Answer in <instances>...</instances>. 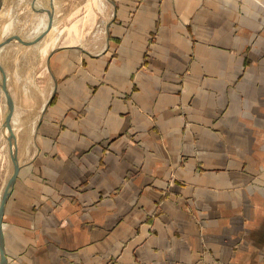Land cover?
Here are the masks:
<instances>
[{
	"label": "crops",
	"instance_id": "crops-1",
	"mask_svg": "<svg viewBox=\"0 0 264 264\" xmlns=\"http://www.w3.org/2000/svg\"><path fill=\"white\" fill-rule=\"evenodd\" d=\"M45 1L0 12L54 14ZM112 6L32 71L27 45L0 49L7 264H264V0Z\"/></svg>",
	"mask_w": 264,
	"mask_h": 264
},
{
	"label": "rangeland",
	"instance_id": "rangeland-1",
	"mask_svg": "<svg viewBox=\"0 0 264 264\" xmlns=\"http://www.w3.org/2000/svg\"><path fill=\"white\" fill-rule=\"evenodd\" d=\"M44 4L45 6H49L50 1L47 0ZM53 4L55 6V12L53 14V26L50 31L36 43L31 45L25 44L27 45V57L25 61L27 72L33 70L36 63L35 57H38V63H41V55L39 54L41 47L44 48L49 46L50 48L60 44H80L82 39H92L95 32H100V34H102L105 27L104 21L107 19L109 12L113 11L112 0H53ZM48 22V12H0V43L12 35H20L27 41L35 40L46 29ZM14 41L20 42L18 40ZM11 53L12 51L10 50L9 54ZM9 58L10 55L7 59ZM3 68L6 72V68L4 66ZM2 79L3 74L0 70V101L4 104L2 113L5 114L6 117L7 99L1 87ZM10 84L11 86L13 85L14 88H17L16 81H11ZM3 130L5 135L9 136V131L5 125ZM1 160L2 156L0 150V175ZM13 169L14 165L10 154V175L13 174ZM0 189L1 201L4 188Z\"/></svg>",
	"mask_w": 264,
	"mask_h": 264
},
{
	"label": "water",
	"instance_id": "water-1",
	"mask_svg": "<svg viewBox=\"0 0 264 264\" xmlns=\"http://www.w3.org/2000/svg\"><path fill=\"white\" fill-rule=\"evenodd\" d=\"M46 10L49 14V22L47 24L46 29L35 40L27 41V40L23 39L20 35H12V36L8 37L6 40H4L2 43H0V49L5 44H7L13 40H18V41L22 42L23 44H28V45L34 44L37 41H39L47 32L50 31L51 27L53 26V11L50 9H46ZM0 70L3 74L1 87L4 90L5 95H6V99H7V113H6L4 125L7 127L8 131H9L8 139L10 142L11 157H12L13 165H14L13 174L7 183V186L4 190L3 196L1 198V203H0V264H7V256H6V252H5V243H4V234H3V218H4L5 207H6L7 201L10 197L11 190L13 189L16 177H17L18 172H19V162H18V158H17L15 133L13 131V127L11 124L12 115H13V111H14V101H13V98H12L11 93H10L9 88H8L7 74H6L3 66L1 65V63H0Z\"/></svg>",
	"mask_w": 264,
	"mask_h": 264
}]
</instances>
